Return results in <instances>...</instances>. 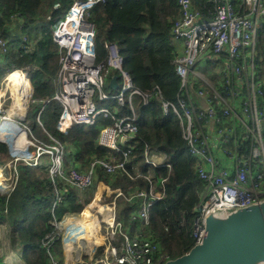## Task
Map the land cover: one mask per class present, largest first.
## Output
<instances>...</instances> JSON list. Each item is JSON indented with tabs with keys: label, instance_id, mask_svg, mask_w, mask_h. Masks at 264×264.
<instances>
[{
	"label": "built area",
	"instance_id": "1",
	"mask_svg": "<svg viewBox=\"0 0 264 264\" xmlns=\"http://www.w3.org/2000/svg\"><path fill=\"white\" fill-rule=\"evenodd\" d=\"M104 1L74 0L56 21L51 30L58 47L56 91L44 99L28 96L23 116H18L1 109L5 93L0 89V114L3 113L0 127L9 129L15 125L23 129L25 136L29 134L27 145L34 147L18 158L6 142L12 150L10 163L21 159L37 166L42 156L48 155L49 178L53 184H62V188L55 190L52 207L68 188L76 194L89 190L98 170L146 183L145 188L134 183L125 189L107 187L103 196L107 209L98 212L102 216L97 230L100 244L81 246L78 241L66 240L68 231L65 235L56 231L47 236L45 245L57 239L62 241L65 255L66 252L71 255V264H163L167 255L140 230L149 224L151 207L163 196L165 177L159 168L169 169L170 163L159 147L146 146L141 164H132L136 158L133 140L138 131L137 107L147 105L154 97L161 98V93L157 87L150 93L135 87L113 42L104 43L106 57L97 61L96 31L88 15L95 4ZM176 2L179 16L173 22L171 34L178 95L175 103L162 98L159 101L165 115L173 113L178 117L186 153L194 159L195 172L203 183L191 230L193 244H197L206 233L208 214L264 200V49L260 54L257 50L258 39L264 43V0ZM21 40L22 49L29 50L28 38L22 35ZM11 49L13 43L0 36V56ZM198 67L213 68L214 76L208 77ZM11 69L10 72L20 70L28 76L22 68ZM113 74L117 76L118 87L111 91L107 87ZM50 100L62 104L56 121L59 132L67 133L74 124L96 126L98 144L113 153L95 157L84 167L66 166L64 144L52 136H49L51 144L38 140L25 122L29 101ZM120 108L125 112L121 113ZM40 113L41 109L36 115L39 124ZM119 198L131 204L130 219L136 223L133 230L117 219ZM69 221V215L64 214L59 220L53 218L52 224L57 229ZM49 263L61 264L55 254H50Z\"/></svg>",
	"mask_w": 264,
	"mask_h": 264
},
{
	"label": "trees",
	"instance_id": "2",
	"mask_svg": "<svg viewBox=\"0 0 264 264\" xmlns=\"http://www.w3.org/2000/svg\"><path fill=\"white\" fill-rule=\"evenodd\" d=\"M73 1L0 0V36L13 43V49L0 56V60L3 57L2 60L10 64V68L27 71L33 99L51 97L57 89L58 47L52 40L51 30ZM178 16L176 0H105L95 4L89 11L88 19L96 31L97 61L106 57L104 43H115L135 87L146 93L157 87L162 100L175 103L179 78L172 62L175 47L171 28ZM32 27L37 31L35 37L30 33ZM22 35L30 41L27 51L22 49ZM262 55L264 57V52ZM4 73L0 67V79ZM107 88L112 89L111 86ZM33 108L41 109V124L36 119L32 124L28 123ZM61 110L62 104L56 100L31 102L25 122L38 140L51 144L53 141L49 136H52L64 144L66 166L72 164L84 167L95 157L113 153L98 144L99 129L96 126L74 124L67 133L59 132L56 121ZM120 110L121 113L125 112L122 108ZM136 113L138 131L137 138L133 140L136 158L132 164H141L146 146L159 147L166 153V161L170 163L169 169L159 168L165 177L163 196L151 207L149 224L140 231L160 245L161 253L174 258L193 245L191 230L203 183L195 172L194 159L186 153L178 117L173 113L165 115L156 97L147 105H138ZM42 158L43 161L37 166L16 160L13 164L16 173L14 183L10 189L0 193V227L7 229L10 246L21 252L24 264H50L49 256L55 254L52 247L60 242L57 239L49 246L44 244L47 236L56 232L53 218L59 220L64 214L76 213L82 208L77 202V194L71 188L52 207L55 190L62 188V184L51 182L48 174L49 157L44 154ZM8 159H12L8 147L0 141V165L5 166ZM129 170L132 171L131 168ZM96 180L103 181L111 188L121 186L125 189L130 183L136 184L138 188L146 186L142 179L106 175L101 170H98ZM103 188L102 183L98 185L92 200L82 212L96 206L97 198H103ZM131 209V204L124 198L117 200L118 220L133 230L136 223L130 219ZM83 220V217H79L71 222ZM3 261L4 256L0 253V264Z\"/></svg>",
	"mask_w": 264,
	"mask_h": 264
},
{
	"label": "water",
	"instance_id": "3",
	"mask_svg": "<svg viewBox=\"0 0 264 264\" xmlns=\"http://www.w3.org/2000/svg\"><path fill=\"white\" fill-rule=\"evenodd\" d=\"M108 85L116 90V74ZM163 264H264V200L208 214L201 242Z\"/></svg>",
	"mask_w": 264,
	"mask_h": 264
},
{
	"label": "rangeland",
	"instance_id": "4",
	"mask_svg": "<svg viewBox=\"0 0 264 264\" xmlns=\"http://www.w3.org/2000/svg\"><path fill=\"white\" fill-rule=\"evenodd\" d=\"M38 23L40 24V22H38ZM30 33L34 37L37 36L36 28L34 29L32 27ZM262 48L264 49V43L261 40L258 39V41H257V50H258L259 54L261 53V49ZM2 59H3V57H2ZM2 59L0 60V67L5 71V73L2 76V78L0 79V89H1L2 92L5 93V96H4L5 100L2 103L1 109H4L6 111V109H8L10 107V105H11V103L13 101L12 86H11V84L10 85L8 84V80H7V77H8L7 75L10 73V71L12 69L10 68V64H8L7 62L4 63V61ZM257 67L260 68V63L258 64ZM198 70L200 72H202V73H205L208 77H213L214 76V71H213V68H211V67H198ZM28 78H29V76H28ZM28 80H29L30 92H31V94L29 95V97H30L32 95V85H31V82H30V78ZM5 83H7V87L4 86ZM104 90L106 92H108V90L106 89V86L104 87ZM97 94H98V92L95 93V96H94L95 99L97 98ZM30 103L31 102L29 101L28 102V106H29ZM39 110H40L39 108H33L30 111V114L28 116V119H29L28 123L30 122V124H32L33 122H35L36 115H37ZM0 115H3V113L0 114ZM12 117L14 118V115ZM11 129H12L11 131L8 130V134L10 136V139L6 138V140H7L8 144L12 147V145H11V143L13 142L12 136H14L16 133L17 134H23V132L20 133L21 131L16 126H11ZM28 135L29 134H27V136H25V139H26V137L29 138ZM0 141L4 142V140L1 139V138H0ZM24 142H27V139L24 140ZM8 144H7V147H8V151H9V156L12 158V156H11L12 150L10 151V148H9ZM33 149H34V147L28 144V145L25 146V150H24L23 153H19L20 150L17 151V149H14L13 151L18 154V155H16L18 158H23L24 157L23 154L26 153V150L28 152H30ZM11 160L12 159H10L9 162H7L5 164V166L4 165H0L1 172H2V175H3V178H4L3 185L0 184L1 185L0 193H3V191H5L7 189H10L12 187L13 183H14V179H15V174L16 173H15L14 165L12 163H10ZM41 160L43 161V158H41ZM97 176H98V174H97ZM101 183L104 186V188H103V192H104L103 196H104L105 192L108 191L107 188H106V185H108V184L104 183L103 181H98V180L95 179L94 180V184L92 185V187L89 190L83 192L79 197H77V202L82 205L81 210L79 212H76V213H73V212L72 213H68V215L70 217V221H72L75 218L83 217L84 218L83 223H84V226L86 228L85 229V234L79 233V232L78 233L77 232L76 233H72V231H71L72 234L70 233V236H69L70 240L68 242H70V241L71 242H77L78 241L79 243H82L81 246H83V245L91 246V245L100 244L101 236H100V234H98L97 230L99 228V223H100V220H101L102 216L98 215V212H103L104 208L106 207L103 198H101V197L97 198V202H96V206L95 207H90L84 212H82V211H83L85 205L92 200V198H93V196L95 194V191L97 190L98 185L101 184ZM71 223H76V222H71ZM67 225H68V223L59 225L58 228H57L58 230L56 229V231H59L61 234L65 235L67 233V231H68L67 230ZM86 241H87V243H86ZM61 251H62V253H61ZM52 252L57 255V258L61 261L60 262L61 264H64L65 262H67V264H71V261H70L71 255L69 253H67V252H66V255H65V253L63 251V247H62V241L56 243L52 247ZM0 253L3 254V256H4L3 264H24L23 258L21 256V252L19 250L15 251L10 246V243L8 241V238H7V229L4 228V227H0Z\"/></svg>",
	"mask_w": 264,
	"mask_h": 264
},
{
	"label": "bare ground",
	"instance_id": "5",
	"mask_svg": "<svg viewBox=\"0 0 264 264\" xmlns=\"http://www.w3.org/2000/svg\"><path fill=\"white\" fill-rule=\"evenodd\" d=\"M7 80H8V84L9 85L11 84V86H12V93H13V101H12L10 107L8 108L7 114L8 115L14 114V115H18V116H23V112L25 110L26 103H27V98H28L29 93H30V84L28 81V76L26 74H24L23 72H21L20 70H14L8 74ZM12 126H15V125H12ZM17 128H19V127H17ZM8 130L11 131L12 130L11 127L9 129H7V128L4 129L3 127H0V138L4 140L5 144L7 142L6 138L10 139V136L8 134ZM19 130L21 131L20 133L23 132V134H17L16 133L14 136H12L13 142L11 143V145L14 149H17V151L20 150L19 153H23L25 150V146L27 145V142H24V140H26L24 130L21 128H19ZM3 180H4V178H3L1 168H0V184H2V185L4 182ZM0 188H1V185H0ZM106 209L107 208L105 207L104 211ZM67 226H68V232H69L67 235H65V238L67 241L70 240L69 236H70L71 231H72V233H76V232L78 233L79 232V233L85 234L86 228L84 226L83 221H79L76 223H71V221H69ZM86 243H87V241H86Z\"/></svg>",
	"mask_w": 264,
	"mask_h": 264
},
{
	"label": "crops",
	"instance_id": "6",
	"mask_svg": "<svg viewBox=\"0 0 264 264\" xmlns=\"http://www.w3.org/2000/svg\"><path fill=\"white\" fill-rule=\"evenodd\" d=\"M66 159V158H65ZM67 160V159H66ZM109 187L111 188L110 186L106 185V188ZM82 194V193H81ZM81 194H77V197H79Z\"/></svg>",
	"mask_w": 264,
	"mask_h": 264
}]
</instances>
